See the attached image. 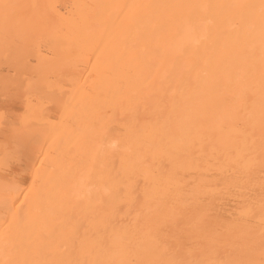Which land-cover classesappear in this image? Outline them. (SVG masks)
Returning a JSON list of instances; mask_svg holds the SVG:
<instances>
[{
	"label": "bare ground",
	"instance_id": "1",
	"mask_svg": "<svg viewBox=\"0 0 264 264\" xmlns=\"http://www.w3.org/2000/svg\"><path fill=\"white\" fill-rule=\"evenodd\" d=\"M0 264H264V0H0Z\"/></svg>",
	"mask_w": 264,
	"mask_h": 264
}]
</instances>
